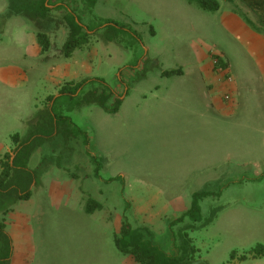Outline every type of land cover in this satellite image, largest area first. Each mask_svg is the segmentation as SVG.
Wrapping results in <instances>:
<instances>
[{
  "label": "rangeland",
  "instance_id": "rangeland-1",
  "mask_svg": "<svg viewBox=\"0 0 264 264\" xmlns=\"http://www.w3.org/2000/svg\"><path fill=\"white\" fill-rule=\"evenodd\" d=\"M6 2L7 11L23 4L6 23H32L30 16L47 5V0ZM219 2L213 12L188 0H99L95 6L85 0L83 10L93 21L87 32L95 34L85 43L89 70L81 66L79 72L87 75L77 80L87 83L74 96H57L70 78L59 84L41 71L23 91L5 94L8 104L0 108L5 144H14L17 132L27 135L37 118L26 124L11 121V114L25 118L28 104L44 108L51 94L57 97L56 114L81 130L41 145L29 165L39 188L42 179L46 188L33 189V201L20 200L0 212L24 264H139L115 243L123 222L170 254L186 247L189 264H264V255L252 253L264 246V175L258 173L264 132L242 105L229 112L215 107L202 72L221 52L237 75L252 68L245 33L229 24L252 29L245 16L254 22L257 17L240 0ZM79 19L81 25L84 13ZM7 56L18 57L11 49ZM180 68L182 74H164ZM234 83L220 87L222 97L230 94L233 101ZM104 86L113 91L106 100L110 110L83 102ZM236 97L246 101L244 93ZM200 192L207 193L199 200L200 219L177 222ZM89 199L100 205L91 214ZM14 206L27 215L23 224L10 220Z\"/></svg>",
  "mask_w": 264,
  "mask_h": 264
},
{
  "label": "crops",
  "instance_id": "crops-1",
  "mask_svg": "<svg viewBox=\"0 0 264 264\" xmlns=\"http://www.w3.org/2000/svg\"><path fill=\"white\" fill-rule=\"evenodd\" d=\"M98 1L99 0H97L96 4ZM3 2L4 5L2 4ZM47 2L50 3V12L45 18L39 17L35 14L30 16L29 20L32 23H6V19L10 17L8 15L14 13V11H19L21 8L20 6H23V4L20 3L18 6L14 5L15 7H13V10L8 9L7 11L8 5L6 0H0V4L2 5L0 8V108L2 105L4 107L8 104V98H6L7 101H4V96L7 92L10 90L23 91L30 84L29 82L31 81V78L33 76L38 77L41 71H45V73L58 79L59 84L66 81L68 77L71 82H80V80L77 79L81 77V74L87 75V73H83V71L89 70L88 65H90V63H88L89 61L84 58L87 44L84 43L76 47L69 57H66L64 54L65 44L76 36L88 33L87 31L89 26L93 23V21L91 22L90 18H88L86 11L83 10L85 0H47ZM67 7H69V9ZM80 13H84V21L81 22L82 31L77 32L73 26L75 21L78 20L76 17L79 18ZM87 19L88 21L90 20L89 23L87 22ZM229 25L235 27L236 30L238 29L245 33L244 39L253 51L255 63L252 68L246 69L245 72L239 76L233 72L234 70L232 69L231 58L221 52L220 56L228 63L226 72L229 75L234 76L233 78L235 79V83L233 81L234 85H230V89L233 88V101H226L224 100V97H222L220 87L222 88L223 85L227 86L229 83L226 81L223 74L220 73L219 75H216L210 70L211 68L209 65L212 58L208 59L209 63L202 69L203 77L207 82V90H205L208 91L207 93L211 94L213 105L217 108H222L225 111L226 109L232 110V108H234L236 111H239V108L242 105L245 108V111L250 113L252 117L257 120L264 132V34L253 31L246 25V23H230ZM39 33H45L49 38L50 46L46 51H43L42 45L40 44L38 37ZM93 34H95V31H90L87 39ZM9 35L11 37L8 43L7 37ZM89 43L90 42H88V44ZM8 49H11L12 54L15 56L17 54L18 57H8ZM92 50L93 49H91V53H94ZM72 59H75L78 62L73 63L71 62ZM81 66L83 67L82 73L79 72ZM180 69L179 73L182 74L184 70L182 68ZM120 78H122V76H120ZM243 93L245 94L244 100L246 101L239 100V98L236 97L238 95L243 96ZM17 101L16 97L14 101L15 107L13 106L14 108H17ZM27 109L28 111L25 114V118L22 117L21 113L18 116L14 113L11 114L10 120L14 122L24 121V123L27 124L34 117H37L36 115L38 111L42 109V106L34 104L31 107L28 104ZM20 134L23 138L26 136H23L24 132ZM4 136L5 135L0 130V157L5 153L10 152L12 148L14 149V144L8 145L1 142V138ZM40 148L41 146L37 148L35 152L37 153ZM29 167L34 170L31 165H29ZM258 173L264 175V165H260V167H258ZM44 178H46V176H44ZM37 181L38 180H35L32 190L35 188L38 190L46 188L43 179L40 180V188ZM53 187L54 186L52 185V188ZM29 200L32 199L30 198ZM26 216L27 215L24 211H20L16 209V206H14V210L11 212V216L9 218L15 223L18 221V223L23 224L25 218H27ZM6 222L8 223V221ZM12 240L14 245V242L17 241L15 235ZM13 248L11 264H24V256L20 253L22 249L18 251L16 245L13 246Z\"/></svg>",
  "mask_w": 264,
  "mask_h": 264
},
{
  "label": "trees",
  "instance_id": "trees-1",
  "mask_svg": "<svg viewBox=\"0 0 264 264\" xmlns=\"http://www.w3.org/2000/svg\"><path fill=\"white\" fill-rule=\"evenodd\" d=\"M200 8L207 11H218L220 9L219 0H188ZM243 5L250 9L257 17V22L252 21L245 16L252 29L256 32L264 34V0H240ZM91 6H95L97 0H89ZM64 6V5H61ZM40 10L37 16L45 18L50 12L49 3L45 5L43 2L40 5ZM69 9V7H67ZM79 21L80 19L76 17ZM113 25V24H109ZM74 29L77 32L82 31V26L75 21ZM43 51L48 50L50 41L45 33L38 35ZM88 33L81 36H76L69 40L64 46V54L66 57L71 56L76 47L86 43ZM113 36L107 40L112 41ZM219 64L215 66L227 67L228 63L219 55ZM181 69L166 71L164 74L171 75L179 73ZM87 83V79L80 82H65L59 90L58 96L71 95L74 96L79 89ZM113 91L104 86L99 91L94 90L87 93L83 102L97 103L106 110V100L110 97ZM119 99V98H118ZM117 99V100H118ZM49 104L40 109L37 113V120L29 128L27 135L23 138L20 133L12 136L14 142V149L12 152H7L0 157V212L6 213L10 208L20 200H29L32 195V187L36 180L35 171L29 167L30 159L33 153L46 140L53 138L55 135L62 133L68 137L72 134L80 132L78 129L73 130L71 127L73 123L71 119L63 114H56L54 105L57 97L50 95L47 97ZM116 100V101H117ZM116 107L111 111L117 112ZM72 135V136H73ZM97 172V171H96ZM206 192L195 193L191 203L190 209L183 215L182 218L177 219V222L183 221L186 217L197 221L201 217V208L199 200L206 196ZM100 205L89 199L86 204V212L93 213ZM5 221H0V264H11L13 256V240L6 229ZM115 243L118 249L125 255H131L139 264H189V258L186 256V247H180L175 254H170L165 249L148 241L142 232L133 230L126 222L122 224L120 235L115 237ZM182 248V251H181ZM252 253L257 255H264V246L260 245L254 249ZM193 257H190L192 259Z\"/></svg>",
  "mask_w": 264,
  "mask_h": 264
},
{
  "label": "built area",
  "instance_id": "built-area-1",
  "mask_svg": "<svg viewBox=\"0 0 264 264\" xmlns=\"http://www.w3.org/2000/svg\"><path fill=\"white\" fill-rule=\"evenodd\" d=\"M219 55H220V54H214V55L212 56V63L214 64V66H217V65L219 64V57H218ZM217 71L220 72L221 74H223V75L225 76L226 81H227L228 83H233L234 78H233L232 75H229V74L226 72V67L219 66V67L217 68ZM225 93H227V92H225ZM224 99H225L226 101H229V100L231 99V95H230V94H224Z\"/></svg>",
  "mask_w": 264,
  "mask_h": 264
},
{
  "label": "flooded vegetation",
  "instance_id": "flooded-vegetation-1",
  "mask_svg": "<svg viewBox=\"0 0 264 264\" xmlns=\"http://www.w3.org/2000/svg\"><path fill=\"white\" fill-rule=\"evenodd\" d=\"M253 255H256L255 253H253ZM255 259V258H254ZM256 264H258V263H256Z\"/></svg>",
  "mask_w": 264,
  "mask_h": 264
}]
</instances>
